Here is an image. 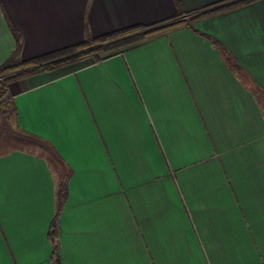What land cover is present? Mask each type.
Wrapping results in <instances>:
<instances>
[{"label": "crops", "instance_id": "1", "mask_svg": "<svg viewBox=\"0 0 264 264\" xmlns=\"http://www.w3.org/2000/svg\"><path fill=\"white\" fill-rule=\"evenodd\" d=\"M227 1L0 0V67ZM9 91L0 264H264V0Z\"/></svg>", "mask_w": 264, "mask_h": 264}, {"label": "trees", "instance_id": "2", "mask_svg": "<svg viewBox=\"0 0 264 264\" xmlns=\"http://www.w3.org/2000/svg\"><path fill=\"white\" fill-rule=\"evenodd\" d=\"M180 5V0H176ZM259 0H229L226 3L213 5L196 13L188 19H181L186 13L180 12L176 17L159 25L137 26L122 29L100 37L86 35L85 40L77 45L55 51L30 60L22 58V37L13 31L16 46L8 60L0 67V120L16 125L18 120L17 109L11 98L9 85L11 82L33 76L36 74L51 72L73 64L93 61L99 62L116 53L122 52L130 46L142 43L159 34L166 33L182 24H188L199 18L227 11L239 6L251 4ZM65 188L59 192L58 214L63 206ZM51 237L55 241L58 237L57 218L52 225ZM57 252V246L55 247Z\"/></svg>", "mask_w": 264, "mask_h": 264}, {"label": "rangeland", "instance_id": "3", "mask_svg": "<svg viewBox=\"0 0 264 264\" xmlns=\"http://www.w3.org/2000/svg\"><path fill=\"white\" fill-rule=\"evenodd\" d=\"M89 62H81L82 64ZM14 125L9 124L8 122H4L1 120L0 122V152H5L10 148H31L30 143L23 141L18 137L16 132L14 131ZM3 130V131H2Z\"/></svg>", "mask_w": 264, "mask_h": 264}]
</instances>
